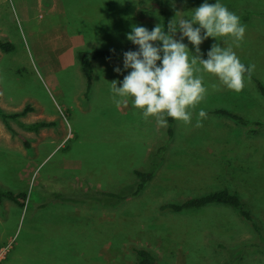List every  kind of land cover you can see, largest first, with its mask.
Returning <instances> with one entry per match:
<instances>
[{
	"label": "rangeland",
	"instance_id": "obj_1",
	"mask_svg": "<svg viewBox=\"0 0 264 264\" xmlns=\"http://www.w3.org/2000/svg\"><path fill=\"white\" fill-rule=\"evenodd\" d=\"M33 1L0 0V40L14 46L11 52L0 51V107L12 113L30 105L33 111L21 121L32 123L52 117L54 127L47 128L44 134H35L10 121L19 133L26 135L29 148L12 135L0 138V190L24 188L27 193L22 218H9L8 227L5 226L4 237L9 242L0 246V250L6 248L0 264H137V248L149 250L157 264H264V249L259 244L264 238V130L256 136L249 133L250 129L259 128L257 122L264 124V95L253 79L245 76L244 88L237 93L215 76L197 73L207 89L205 98L190 109V124L174 120L173 135L169 137L168 126H158L154 117L144 119L130 104L112 105L111 89H103L97 80L87 92L82 72L78 75L66 70L54 76L61 83L54 89L50 83L57 82H49L36 59L44 54L42 48L47 43L51 45L47 40L50 31L64 27L57 24L59 19L50 22L44 8L35 11ZM42 1L45 4L46 0ZM99 2L104 13L94 20L92 16L96 14L89 6L74 11V5H69V9L64 4L70 14V30L81 31L80 21L85 20H80V16L86 14L88 23L96 24L93 29L100 31L106 41L117 34L116 30L127 36L132 26L151 31L156 25H163L165 18L167 23L181 16L190 19L191 10L217 0H143L149 18L143 25L131 19L120 24V20L104 15L111 4L118 8L123 0ZM219 2L240 18L246 32L239 46L231 37L204 40L199 46L201 58L207 59L213 44L231 47L241 63L255 65L252 74L264 85V0ZM22 6L28 8V21ZM120 9L129 12L125 6ZM112 12L114 15L116 11ZM29 21L34 32L30 31ZM180 35L175 34L174 39L179 40ZM182 42L192 55L196 54L187 38ZM155 46L159 47L160 42H155ZM93 69L94 79L111 78L105 70L98 73ZM81 89L82 99L78 100L79 105H73ZM201 109L207 117L201 121L202 126L196 127ZM218 109L242 114L251 123L240 125L213 113ZM4 129L10 133L5 124ZM160 146L165 147L163 159L139 195L116 204L91 200L90 193L80 198H88L85 202L55 201L48 213L56 214L59 205H63L60 217L44 220L42 225H36L39 229L29 225L26 216L43 200L42 184L50 192L61 190L73 199L74 190L119 193L135 182V169L151 168ZM218 147H235L239 154L229 153L231 150L222 153ZM210 149L212 153L208 152ZM240 187L256 198L244 201ZM222 188L241 198L245 209L255 217L257 228L222 204L181 213L160 210L165 203H181ZM244 241L247 250L240 249Z\"/></svg>",
	"mask_w": 264,
	"mask_h": 264
},
{
	"label": "clouds",
	"instance_id": "obj_2",
	"mask_svg": "<svg viewBox=\"0 0 264 264\" xmlns=\"http://www.w3.org/2000/svg\"><path fill=\"white\" fill-rule=\"evenodd\" d=\"M191 12L190 19L183 16L179 20L172 19L167 31L161 24L151 31L143 26H132L126 39L138 46V51L123 54V67L131 71L119 87L117 81L110 83L118 107L127 105L131 99L132 107L140 111L144 119L154 117L160 127H167L166 117L187 125L192 120L190 109H195L207 92L203 77L197 73L211 74L237 93L243 90L245 74L250 76L255 65L246 67L231 47L223 48L218 44L211 46L207 59H202L199 46L210 37H231L239 46L246 26L219 0L214 4L205 2ZM177 31L181 34L179 40L174 39ZM184 38L195 49V55L182 42ZM155 42L162 46H155ZM114 71L119 73L121 69L117 67ZM206 117L207 113L201 109L196 127L202 126L201 121Z\"/></svg>",
	"mask_w": 264,
	"mask_h": 264
},
{
	"label": "crops",
	"instance_id": "obj_3",
	"mask_svg": "<svg viewBox=\"0 0 264 264\" xmlns=\"http://www.w3.org/2000/svg\"><path fill=\"white\" fill-rule=\"evenodd\" d=\"M99 1L100 0H46V2L44 1L45 4L43 3L42 0L33 1L32 7L34 8L35 11H38V7L44 8L46 12L45 14L48 16V20H50V22H53L55 18L59 19V22L57 24L61 25V27H64L61 30L50 31V33L48 34L49 38L47 40L51 43V45L47 43V45L44 48H42L45 50L44 54L38 55V59H36L38 61L39 68L46 75V77H48L49 82H52L54 80L57 82L56 84L54 82L50 83V85H53V87H55L54 89H58L59 86L61 85L60 80H56L55 79L56 77L54 76L59 75L66 70L67 72H73L74 74L80 75V72L82 71L77 59V53L80 50H91V49L94 50L93 47H97L96 49L108 50L110 52L115 53L116 55L115 57L101 58L93 62V68H96L98 73L101 70H105L106 74L111 77L109 79H104L103 77H99V76L96 77L95 79L92 77V84L95 80H97L103 89L106 87L108 89H111L110 83L112 81H117L118 82L117 87H119L120 82H122L124 79V76L128 75L129 72L131 71V69H124L123 67V54L128 51H138V46L133 45L130 41H128L126 39V36H124L126 34L121 33L120 30H116L114 32L117 34H114V37L105 41V37L100 34V31L93 29L92 25H96V24L90 23L91 24L90 25L88 23L86 19H88L89 16H87L86 14L84 16H80V20H85V21H80L81 23L79 25L81 26L80 28L81 31L70 30V26H69L70 14L66 12L64 8V4H66V7H68L69 9H70L69 5H74L75 6L73 8L74 11H77L79 8L85 9V7L89 6V8L92 9V14L93 15L96 14L95 17L92 16L94 20L95 18L98 17L100 18V16H102L104 13L103 9L102 8L100 9ZM111 3H115V2H111ZM111 5L112 8H109L107 12H105L106 14L104 15L107 17L110 16L111 19L120 20L119 21L120 24H122L123 22H127V21H123L126 19L136 20L137 21L136 23H140V25H143V23L145 22H149L148 14L146 12L147 6L143 5V0H123L122 4L118 6V8H120L121 6H125L129 11L128 13H126L123 9L118 10V8H116V4H111ZM144 6L146 8H144ZM22 7L24 9V19L26 21L30 20L26 12L28 8L26 6H22ZM112 10L116 11L114 15H112L113 14ZM35 24L37 28V23ZM28 25L30 26V31L34 32L33 25L30 23V21ZM52 27L54 28L56 27L55 23L52 24ZM130 32H131V28L129 29V33ZM176 34L178 35L180 34V32ZM101 42H108V43H106L104 46L98 45ZM98 65H100L99 68L97 67ZM117 67L121 69L119 73L114 71V69ZM83 92H84L83 89H81V91L79 90L78 94L74 97V104L72 102L71 104L79 105L78 100L80 98L82 99ZM111 104L117 106L116 103L114 102H111ZM128 104L131 105V99H129ZM50 118L51 119L45 121L52 122L53 119L52 117ZM51 127L52 128L54 127V123ZM47 128L49 127L42 128L38 133L35 134H39V133L44 134ZM6 134H8V137L10 138L11 133L5 131L4 123L2 122L0 123V138L2 135H6ZM218 148L221 149L222 153L231 150L232 152H229L231 154L236 153L237 150L234 149L235 147L234 148L230 147V149H224V147H218ZM208 152L212 153V149H210ZM42 187H44L43 184ZM14 189L15 190H12L13 192L26 191L24 188H20V190H16V188ZM240 193H242L245 196L244 201L253 200L256 198L255 195L251 194L248 191L245 193L244 189L242 188L240 190ZM51 203L45 209H39L37 205L36 210L34 209V211H32L31 214L26 216L28 218V223L30 226L32 225L33 227H36L37 224L42 225L44 220H50L52 217L56 215L57 217L61 216L62 211H64L65 209L63 205H59V208L57 209V212L59 213L57 212L56 214L48 213L50 211L49 208L51 206ZM23 209L24 208H20L17 204H15L14 202L8 199L3 198L0 201V246L6 245L9 242V239L4 237V231L6 229L5 226H7L8 219L17 218V220L20 221V219L23 216V212L25 211ZM36 228L39 229V226H37ZM246 243H247L246 241L240 243V249L247 250L248 245ZM243 253H245V251H243Z\"/></svg>",
	"mask_w": 264,
	"mask_h": 264
},
{
	"label": "trees",
	"instance_id": "obj_4",
	"mask_svg": "<svg viewBox=\"0 0 264 264\" xmlns=\"http://www.w3.org/2000/svg\"><path fill=\"white\" fill-rule=\"evenodd\" d=\"M165 15V14H164ZM167 20L165 18L164 21V30L167 31ZM160 46H162L160 44ZM14 49V46L11 42L0 40V51L2 52H11ZM115 53L110 52L108 50H80L77 53V59L80 64V68L82 71V74L86 80L87 84V92L92 87V73H93V62L97 59L101 58H112L115 57ZM245 65V64H244ZM159 66V62H158ZM247 67V65H245ZM246 77H250L253 79L257 87L260 89L261 93L264 95V85L260 82L259 79L255 78L253 74L248 76L245 74ZM33 111V107L30 105H26L22 110L17 112H5L0 107V118L3 120L7 130L11 133L12 136L17 137L20 139L24 145L25 148L30 147V142L27 139V137L21 133H19L11 124L10 121L16 122L22 129L34 133H38L42 128L51 127L53 125L52 122L47 121H35L32 123H24L20 120V118L25 117L29 112ZM213 113L220 114L222 116H227L228 118L232 119L234 122L240 124V125H250L251 122H249L248 119L243 117L242 114L234 113L226 109H218L215 110ZM167 134L169 137H172L173 135V128L172 125L174 123V120L171 118H167ZM256 125L259 127L257 129H250L249 133L256 136L258 133H260L262 130H264V124L257 122ZM165 147L160 146L157 148L156 152L154 153V157L157 159L155 161H152L151 168L148 169V171H141V170H134L133 175L135 177V182L132 183L130 186H125L121 189L119 193L117 192H103L99 190H91L87 192L82 191H76L74 190V193H71V195L75 196L76 198L73 199V197L66 194V192L61 190H54L50 192V189L48 188H40V194L43 198L42 202L37 206L39 209H45L47 206L50 205L53 201H68L72 202L74 201H87L88 198H85V200L80 199L81 197L87 195L88 193L91 194L89 198L93 200L94 198H98L101 200H110L111 204H116L119 202H123L128 198L135 197L139 195L143 189L146 187V185L153 179L155 171L160 165V162L162 161L161 154L164 152ZM57 182V181H56ZM63 181H58L57 183H61ZM56 183V184H57ZM89 194V195H90ZM5 198L8 199L15 204H17L20 208H24L25 206V200L27 198V193L25 192H13L9 190H0V201ZM115 201V203H113ZM107 204V203H106ZM213 204H219V205H226L231 208H233L235 211H237L244 219H246L248 222H250L253 227L257 228V222L255 220V217L248 212L245 209V206L240 199V197L236 193L230 192L227 188L218 189L215 191H211L209 193L195 196L191 198H187L181 203H165L160 206V210L162 211H172L176 213H181L186 210H192V209H199L207 205H213ZM263 249H264V238L260 240L259 243ZM221 247H223L221 244H219ZM134 252L137 256V264H157L155 256L147 249L144 248H137L134 249Z\"/></svg>",
	"mask_w": 264,
	"mask_h": 264
},
{
	"label": "built area",
	"instance_id": "obj_5",
	"mask_svg": "<svg viewBox=\"0 0 264 264\" xmlns=\"http://www.w3.org/2000/svg\"><path fill=\"white\" fill-rule=\"evenodd\" d=\"M7 247V246H6ZM6 250V248L4 247V248H1V250H0V259L1 258H3V252H4V254H5V251H3V250Z\"/></svg>",
	"mask_w": 264,
	"mask_h": 264
}]
</instances>
